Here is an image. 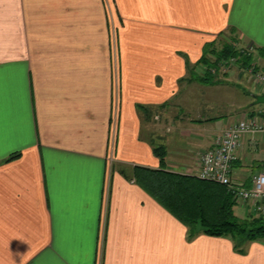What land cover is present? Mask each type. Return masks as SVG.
<instances>
[{
	"label": "crops",
	"instance_id": "0c3cea01",
	"mask_svg": "<svg viewBox=\"0 0 264 264\" xmlns=\"http://www.w3.org/2000/svg\"><path fill=\"white\" fill-rule=\"evenodd\" d=\"M228 29L264 49V0H0V264H264V239L244 254L229 238L187 241L131 178L134 165L158 166L157 143L167 170L195 172L233 124L240 98L180 115L202 47ZM244 74L241 92L264 94ZM243 110L264 117V105ZM240 144L231 178L246 187L264 172V133Z\"/></svg>",
	"mask_w": 264,
	"mask_h": 264
},
{
	"label": "trees",
	"instance_id": "16d2710c",
	"mask_svg": "<svg viewBox=\"0 0 264 264\" xmlns=\"http://www.w3.org/2000/svg\"><path fill=\"white\" fill-rule=\"evenodd\" d=\"M230 30L234 33L233 29ZM229 38L233 41L234 37ZM213 43L214 41L205 43L202 47L197 63L204 67L203 72L197 75L194 70H190L189 80L203 85L217 83L214 81L216 72L212 69L217 70L219 64L226 65L231 57H236L235 61L240 64L248 63L251 59L250 55L238 52L229 42L224 43L220 49H216ZM256 51L264 57V49L258 48ZM153 152L158 158L159 167L134 165L131 178L186 227L187 239L198 234L227 237L232 241L234 250L242 254L245 253V243L264 239V215H239L236 212L239 203L225 185L200 178L194 173L183 174L167 170L165 147L154 145ZM15 156L16 153L9 159Z\"/></svg>",
	"mask_w": 264,
	"mask_h": 264
},
{
	"label": "rangeland",
	"instance_id": "374dc122",
	"mask_svg": "<svg viewBox=\"0 0 264 264\" xmlns=\"http://www.w3.org/2000/svg\"><path fill=\"white\" fill-rule=\"evenodd\" d=\"M233 31H234V29H233ZM236 35H237L236 31H234V33H232V31L230 29H228L227 32H225V33L217 34L216 38L213 40L214 41L213 44H214V46H215L216 49H220L224 43L229 42L234 48L238 49L237 50L238 52L243 53L244 55L245 54L246 55H250L251 56L250 61L248 63L245 62L244 64H240V62H236L235 61V60H237L236 57L235 58L234 57L233 58L231 57V58H229V61L227 63L225 62L226 65H220L219 64L220 67H218L217 70L212 69L213 71L216 72V74H214L215 75L214 81H217V83H211V84H207V85H214L215 86L214 88H212V87L202 88L200 85H198L199 82H195L194 80H189V77L187 75V79L185 81H189L190 83L195 82L196 84L194 83L191 86H189L188 88H186L185 92L184 91L183 92L181 91L182 94H181V92H179V96L180 97H183V95L184 96L187 95L190 98L189 101L188 100L187 101L184 100L187 97H185L183 99V103H182L183 105L181 106L183 109L180 108V110H181V114L180 115H184V117H185V115H186L185 113H187V115L188 114H191V112L195 108L194 103H195V105H197L196 100L198 102L201 99H203V101L204 100L207 101V99H208V100H210L209 102H212V103L215 102V101L216 102L218 101V106L221 107L219 110L221 112L223 110V107L224 106L225 107L227 106V102H225L226 100L227 101L228 100H232V101L234 100L235 103H236V102L239 101V98H240V101H242V102L239 103V104H235L236 107L234 106V111H233L234 112V115H235L233 124H235V123H237V122H239V121H241L243 119L249 118L247 116L246 112L244 113L245 110H243V104L246 105L247 107L248 106L258 107V106L264 105V104H255V105H252L251 104V102L253 101V99L250 97V95H247V94L241 92V84L239 83V80H238V77H237L238 76V73H241L242 72V73H245L246 74V72H247V75L246 76L240 78V80H243L242 81L243 83H245L246 85H248V87H246V89L248 88V90H250L254 86L253 88H255L256 91H260L261 85L259 84L258 81H256V79H254L253 74L251 75L248 71H249L250 68L255 69V71H259V70L264 71V69H261L260 67H257L256 66V64H258L259 62L258 63L255 62V60H258L260 57L261 58H264V57L257 56V53H256L257 51L254 48H252L251 45H249V44L247 45L246 42H244V44L243 43H237V37H238V35L237 36ZM230 36L231 37H234L233 38V41H235V42L231 41V39L229 38ZM260 61H261L260 62V65H262V68H264V60H260ZM203 70H204V67L203 66H199V68H197V72L196 73L198 75H200L203 72ZM236 71L238 72L237 74H235ZM223 74L224 75L227 74V76L224 77ZM200 89H202V90H200ZM218 99L220 100V102H219ZM175 101H177V99ZM189 103H190V106H187V105H189ZM172 105H173V103H172ZM221 105H223V106H221ZM229 105H230V103L228 104V106ZM196 108H198V107H196ZM168 112L170 114L169 116L171 118H173L174 115H176V113L178 111L176 109H174V108L171 107L168 110ZM148 114H149L148 117H147V115H145L147 117V119H151V118H149V116L152 117V118H154V119L155 118L157 119L158 116H161V110L160 111H157V109L154 108V110L149 111ZM194 114L196 115V113H194ZM194 114L192 113L191 115H188L185 118H187V119L188 118H192V116H194ZM146 117H144V119H146ZM233 124H231V125H233ZM231 125H229V126H231ZM227 127H223L220 130H218L216 132V135H219L221 133V131H223ZM146 129H147V126H146ZM155 129H157V126L154 127V132L157 133L158 131H155ZM192 131H194V128H192ZM169 138H170V136H169ZM170 139L171 140H174V142L173 141H170ZM170 139H168L170 141L169 144H168V140H167V144H168V146L170 148V151H169V154L170 155L169 156H171L173 158L171 160H175L177 158V157H175V154H177V152H178V150L176 149V147H178L177 139L176 138H174V139L170 138ZM158 144L159 143H157L155 145H158ZM181 144H182V142H181ZM166 152H167V149H166ZM204 152L200 153V155L198 156V158H200V156ZM166 159H167V157H165V160ZM198 163H199V159H197V165H198ZM157 167H159V164H158ZM165 169H166V167H165ZM189 171L188 172H179V173L186 174V173H189ZM240 204H242V205L249 204V206L252 209V213L250 211L249 213H247L245 215L242 214L243 216L248 217L249 215H252V214L253 215L258 214L255 210H253V208H252L253 206H252L251 202H249V203H240ZM236 212L239 215H241L240 212H238V211H236ZM196 227L198 228V226H196ZM198 235H196L195 237H193L191 239L192 240L195 239ZM224 238H227V237H224ZM186 239H187V237H186ZM187 241H190V239H187Z\"/></svg>",
	"mask_w": 264,
	"mask_h": 264
},
{
	"label": "built area",
	"instance_id": "2783aa9c",
	"mask_svg": "<svg viewBox=\"0 0 264 264\" xmlns=\"http://www.w3.org/2000/svg\"><path fill=\"white\" fill-rule=\"evenodd\" d=\"M260 71V72H259ZM250 68L249 73L261 85L264 92V71ZM264 133V117L257 116L243 119L221 131L213 139L209 147L199 158L196 176L219 182L227 187L237 203L251 202L254 210L264 215V172H257L251 178L250 186L236 183L232 178V165L244 135Z\"/></svg>",
	"mask_w": 264,
	"mask_h": 264
},
{
	"label": "water",
	"instance_id": "95a60500",
	"mask_svg": "<svg viewBox=\"0 0 264 264\" xmlns=\"http://www.w3.org/2000/svg\"><path fill=\"white\" fill-rule=\"evenodd\" d=\"M253 101L251 102L252 105L255 104H264V94H252Z\"/></svg>",
	"mask_w": 264,
	"mask_h": 264
}]
</instances>
